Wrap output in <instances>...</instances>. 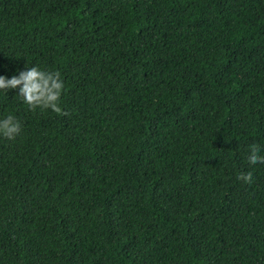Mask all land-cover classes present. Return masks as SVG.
Segmentation results:
<instances>
[{
  "label": "trees",
  "instance_id": "16d2710c",
  "mask_svg": "<svg viewBox=\"0 0 264 264\" xmlns=\"http://www.w3.org/2000/svg\"><path fill=\"white\" fill-rule=\"evenodd\" d=\"M23 64L65 87L0 92V264H264V0H0Z\"/></svg>",
  "mask_w": 264,
  "mask_h": 264
},
{
  "label": "clouds",
  "instance_id": "9594fccd",
  "mask_svg": "<svg viewBox=\"0 0 264 264\" xmlns=\"http://www.w3.org/2000/svg\"><path fill=\"white\" fill-rule=\"evenodd\" d=\"M64 82L58 72L48 71L37 65L14 68L13 74L5 76L0 72V92L14 90L18 102L29 111L48 110L59 113L60 97L64 91ZM20 131V121L14 114L0 117V137L13 139ZM246 161L249 164L264 163V154H260L258 145L250 143L247 148ZM250 172L237 174V178L248 181Z\"/></svg>",
  "mask_w": 264,
  "mask_h": 264
}]
</instances>
